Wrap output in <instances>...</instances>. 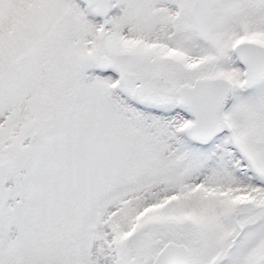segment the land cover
Instances as JSON below:
<instances>
[{"label":"snow or ice","instance_id":"snow-or-ice-1","mask_svg":"<svg viewBox=\"0 0 264 264\" xmlns=\"http://www.w3.org/2000/svg\"><path fill=\"white\" fill-rule=\"evenodd\" d=\"M0 264H264V0H0Z\"/></svg>","mask_w":264,"mask_h":264}]
</instances>
